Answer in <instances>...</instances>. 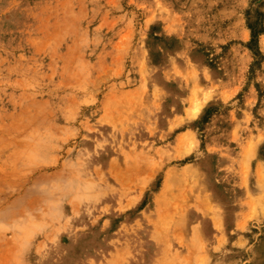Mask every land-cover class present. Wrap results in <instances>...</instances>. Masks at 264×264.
I'll return each instance as SVG.
<instances>
[{"label":"rangeland","instance_id":"374dc122","mask_svg":"<svg viewBox=\"0 0 264 264\" xmlns=\"http://www.w3.org/2000/svg\"><path fill=\"white\" fill-rule=\"evenodd\" d=\"M0 264H264V0H0Z\"/></svg>","mask_w":264,"mask_h":264},{"label":"bare ground","instance_id":"6f19581e","mask_svg":"<svg viewBox=\"0 0 264 264\" xmlns=\"http://www.w3.org/2000/svg\"><path fill=\"white\" fill-rule=\"evenodd\" d=\"M198 206V205H197ZM198 207H200V206H198ZM200 210V209H199ZM218 211V210H217Z\"/></svg>","mask_w":264,"mask_h":264}]
</instances>
